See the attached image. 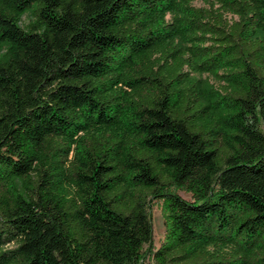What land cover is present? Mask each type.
<instances>
[{"label": "trees", "instance_id": "1", "mask_svg": "<svg viewBox=\"0 0 264 264\" xmlns=\"http://www.w3.org/2000/svg\"><path fill=\"white\" fill-rule=\"evenodd\" d=\"M204 1L0 0V264H264V0Z\"/></svg>", "mask_w": 264, "mask_h": 264}, {"label": "rangeland", "instance_id": "2", "mask_svg": "<svg viewBox=\"0 0 264 264\" xmlns=\"http://www.w3.org/2000/svg\"><path fill=\"white\" fill-rule=\"evenodd\" d=\"M178 1V0H177ZM189 3L193 6H207V3L204 0H189ZM224 16L226 19L236 18L229 13H225ZM171 19V14L167 12L163 16V20L157 19L156 25H161L164 22H169ZM33 20V13L32 10H26L19 16V26L23 29L27 28V25ZM262 35V33H259ZM175 41L181 45H185L186 42L175 36ZM6 46L2 45L0 47V55L5 52ZM230 66H217L211 70L206 71H193L190 73V78L186 82L185 85L194 84L195 89L200 94L201 100L203 104L207 105L210 108L211 116L218 117L223 113V110L217 107L216 101L225 97V89L224 87L227 86V82L220 78L219 75L225 73ZM95 132H105V131H116L119 134H123L127 136L128 134L124 131V126L121 123L116 124L111 128L107 127H98L95 128ZM61 192L63 194L71 193L72 189L71 186L66 183L62 182L61 184ZM13 186L20 192L26 191L25 184L22 180L15 178L13 180ZM181 197L184 199L190 200V195L187 192L182 190H175ZM149 214L152 222V244L151 249L157 248L163 239L164 233V210H163V200L162 199H154L151 201L149 206ZM143 249L146 251L144 254L142 264H154L152 255L147 250V245L143 246Z\"/></svg>", "mask_w": 264, "mask_h": 264}]
</instances>
